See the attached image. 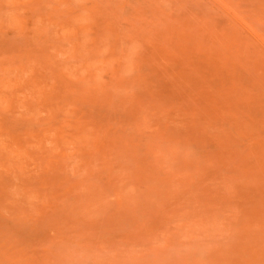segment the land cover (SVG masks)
<instances>
[{
    "label": "rangeland",
    "instance_id": "obj_1",
    "mask_svg": "<svg viewBox=\"0 0 264 264\" xmlns=\"http://www.w3.org/2000/svg\"><path fill=\"white\" fill-rule=\"evenodd\" d=\"M0 264H264V0H0Z\"/></svg>",
    "mask_w": 264,
    "mask_h": 264
}]
</instances>
